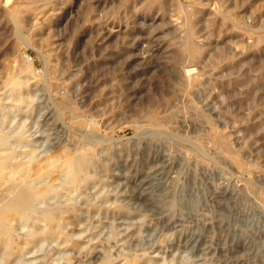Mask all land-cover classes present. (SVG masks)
Here are the masks:
<instances>
[{
  "label": "rangeland",
  "instance_id": "1",
  "mask_svg": "<svg viewBox=\"0 0 264 264\" xmlns=\"http://www.w3.org/2000/svg\"><path fill=\"white\" fill-rule=\"evenodd\" d=\"M0 96L31 178L94 161L37 206L72 202L76 242L15 220L0 264H264V0H0Z\"/></svg>",
  "mask_w": 264,
  "mask_h": 264
},
{
  "label": "bare ground",
  "instance_id": "2",
  "mask_svg": "<svg viewBox=\"0 0 264 264\" xmlns=\"http://www.w3.org/2000/svg\"><path fill=\"white\" fill-rule=\"evenodd\" d=\"M27 60L30 64L31 58L27 56ZM28 69L27 67L25 68L26 73H28ZM7 82L10 87L8 91L6 90L5 92H8V100L10 99L11 102H14L12 103L13 106L19 107L21 103L28 101V98L22 93V89L26 85V81L23 77L12 75L8 78ZM4 104L0 101V110L2 111L4 108H7ZM63 104L64 103H62V105ZM68 110H66V112ZM21 127L23 128V126ZM19 130L20 131L16 133V137L22 140L24 137L23 131L21 132V128ZM9 135L8 132L0 129V188L4 191V198L0 202V252L5 256H10L13 253L15 244L14 231L16 232L13 222L15 220H19L24 224H29L34 219L43 221L48 226L44 231L45 234L61 235L65 241L75 243L76 239L72 234L62 231V223L64 220L73 216L75 209L72 202H67L63 205H59V203H48V205H46L44 203L46 206L41 208L37 206L51 195H57L58 193L62 194L60 193L61 191L68 193L72 191V189L75 190L76 187L90 177L87 170L94 162L92 145L75 150L73 153L67 155L64 154L63 159L50 155L46 158L45 164L43 166L40 165L41 167L38 170V174H36L34 178H31V175H34V173L31 174V172L38 166V154L36 155L32 149H24V145L21 151H16L14 147L11 148V145H9ZM53 174L61 175V178L58 176L60 179L58 178L59 181L57 183L44 180V178L46 179L47 176ZM58 197H60V195H58ZM55 198H57V196ZM0 199H2V197ZM53 199L54 198L49 200ZM56 202H58V200ZM26 230L27 228H25V231ZM27 232L28 240H32L36 237V232L29 230Z\"/></svg>",
  "mask_w": 264,
  "mask_h": 264
}]
</instances>
